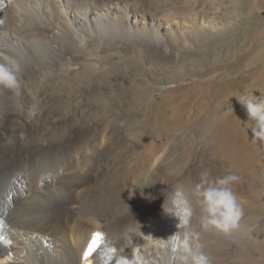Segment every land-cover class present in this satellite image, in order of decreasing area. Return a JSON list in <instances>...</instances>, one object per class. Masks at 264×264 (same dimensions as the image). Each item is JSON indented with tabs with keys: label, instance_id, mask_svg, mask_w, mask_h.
Instances as JSON below:
<instances>
[{
	"label": "bare ground",
	"instance_id": "obj_1",
	"mask_svg": "<svg viewBox=\"0 0 264 264\" xmlns=\"http://www.w3.org/2000/svg\"><path fill=\"white\" fill-rule=\"evenodd\" d=\"M196 3L0 0V61L10 57L18 62L22 80L19 95L0 89V264H119L121 258H136L143 264H221L216 254L227 248L222 249V239L240 245V241H253L251 234L250 239L246 237L245 217L242 230H247L241 231L246 238L241 231L226 237L200 229L191 195L199 179L194 174L196 166L191 164L189 144L204 143L226 170L242 176L249 186L264 185V142L253 139L244 111L234 112L241 94L264 96V45L249 50L248 61L256 66L245 76L258 86L239 95L227 76L243 72L234 74L231 64L241 59L236 52L228 53L231 64L226 66L227 73L221 72L218 56L179 64L181 54L224 42L236 26L230 17L231 6ZM259 37L264 38V28ZM158 55L164 59L159 60ZM169 55H175V60L170 62ZM125 70L136 73H131L134 89L150 83L157 88L146 98L141 92L142 97L136 93L140 99L135 100L138 95L133 94L130 100L133 109H143L141 121L155 126L168 123L169 114L174 119L170 133H149L168 143L164 169L157 175L153 174V163L164 148L154 144L144 147L145 134L124 132L128 126L119 113L113 112V121L107 123L109 108L100 112L97 107L99 113H92L93 118L85 115L87 108L82 109L85 113L79 115L80 120L68 116L69 121L62 122L65 113L60 106L63 98L56 95L59 90H73L84 83L87 87L94 79L102 83V73ZM121 78L114 79L120 87L127 81ZM116 88L112 90H120ZM79 89L70 100L71 110L73 104L85 101L79 96L84 87ZM154 93L155 100L148 105ZM225 93H230L229 101L222 105ZM91 118L99 123L93 124ZM203 120L207 126L191 135L192 124ZM80 129L83 133L76 138L74 131ZM176 132L184 143L178 144ZM129 138L145 150H133ZM128 180L135 183V192L149 183L155 197L148 192L153 204L150 209L144 206L148 212L142 210L145 214L135 225L119 226L122 214H129L139 196H144L133 198L131 189L125 187ZM157 193L162 197L157 198ZM144 201L140 202L146 204ZM97 219L104 223L106 237L98 250L86 257Z\"/></svg>",
	"mask_w": 264,
	"mask_h": 264
},
{
	"label": "rangeland",
	"instance_id": "obj_2",
	"mask_svg": "<svg viewBox=\"0 0 264 264\" xmlns=\"http://www.w3.org/2000/svg\"><path fill=\"white\" fill-rule=\"evenodd\" d=\"M201 1L202 0H200L198 2V1L195 0V3L197 2L196 3L197 5H201V4L205 5L208 2V4H206L205 6H207V5L211 6L215 2V4H217V3L218 4H223V5L228 6V7L231 6L229 8V10H231L230 11V13H231L230 17L233 19V22H234V24H236V26L232 30L231 35H229V37L224 42H219V43H217L216 45L212 46L211 48H209L207 50H197V51H195L193 53H183V54H181L179 56V62H180L179 64L185 63L187 61L194 60V59L195 60H199V59H203L204 60L205 59V60L210 61V60H213V59L217 58V56H218V58L220 60H222V62H221V66H222L221 67V72H223V73L226 72L227 73V67L226 66L229 64V62L231 64V58H230L231 54H228V53L236 52L237 54H239L237 57L238 58L240 57L241 59L239 58L240 60L238 61V63L231 64L233 67H235L234 68V71H235L234 74L236 72H239V71H242V70H243V72H242V74H239L238 76H235V75H231L230 76V75L227 74V76H229L228 77L229 81H232V87H233L234 93L237 92L236 95L237 94L239 95L240 92L244 91L246 88H251V86L252 87L253 86H258V85H256L254 83V81L247 80L245 76L249 75L250 72L252 73V71L254 70V68L256 66V64L254 62L248 61V59L251 58L250 57V51L252 50V48H258V47H262L264 45V38L259 37V33H261L262 29L264 28V0H215V1L214 0L213 1L210 0V2H209V0H204L203 3ZM205 1H207V2H205ZM260 19H263V22H261ZM248 51H249V53H248ZM151 56H153L155 58V55L151 54ZM169 56L170 57L172 56L171 59L168 57L170 62L172 60L174 61L175 58H176L175 55H169ZM158 57L160 58L159 60L164 59L160 55H158ZM234 65H236V66H234ZM237 67H239V68H237ZM236 68H237V70H236ZM110 72L106 71V72L102 73L103 75H101V78H103V79H100V80H103V81H100L102 83H99L98 80L94 79V81H91V82L88 81L87 87H86V84L84 83V84L79 86V88H81V89L76 87L73 90L66 91V89H61V90H59L60 93L57 92L56 95L59 94L57 97L59 98V96H60L59 99L63 98V99H61V101L63 100V102H60L61 104L63 103V106L60 104V106L62 107L61 110H62L63 113H65V116H64L62 122H64V123L66 122L67 123L70 118H76V117H77L76 119L80 120V116H84L83 114L85 112H89V113H85V115L87 114L86 116L92 117V115H93L92 113H95V115L99 113V112H96V111H98L97 107H99L100 112L102 111V109H103V111H105L104 108H106V111H107V108L110 109L109 112H108L109 115H108V117H106L107 123H110L111 121H113L111 119H113L112 116L115 115V113H119L118 115L120 116V119L124 120V125L128 126V127L123 128L124 132L131 133V134H133V132H137V133L139 132L140 134H145V136L143 137L144 138L143 144L145 145L144 147L150 146L151 144H154L156 146L164 148L163 151H160L158 153L159 159L153 163V167L154 168H152V170H155L153 174L155 175V173H156V175H157V174L160 173V171H163V169H164V165H165V161H166L165 160V157H166L165 148H167L168 143H167V139H160L159 138L160 136H149V133H152V132L155 133V134H157V133L158 134L159 133H163V134L170 133L171 130H172L171 126H172V123H173L174 119L171 118V115L169 114V116H168L169 119L167 120L168 123H166L164 125H157L155 123V126H153V123H150L148 121L147 122L141 121V119H143V115H142L143 114V109H142V111L133 109V104L130 103V100L132 101L134 99L135 95L133 96V94H136V93H138V94L140 93V96L143 93V94H145V98H146L147 95H150V93L152 91H155L157 89L155 87V84L154 83H150V84H146L145 86H142V87L138 86V88L140 87L139 89H137V88L134 89L135 86L133 87L132 85H130V82L135 78L132 75L135 72H133V71L131 72V70H129V71L125 70V72H123V73H122V71H117V72L114 73V71H112L115 76L112 74V72H111V74H112L111 75ZM108 74H110V76ZM119 74H121V75L118 77L117 75H119ZM134 75H136V73ZM104 76H106V77H104ZM107 76L111 77V79L108 78ZM121 77L123 79L125 78L124 81L127 80L125 82L126 85H123L122 87H120L116 83V81L114 80V79L117 80V79H119ZM104 79H105V82H104ZM110 80H112V81L110 82ZM245 80H247V81H245ZM95 81H97V83ZM113 81L115 83H113ZM105 84L107 86H106V88L104 90L103 86H105ZM116 84H117L118 87L116 86ZM263 84L264 83H261V85H263ZM97 86L99 87V89L97 88ZM111 86L113 88H111ZM83 87H84V89H83ZM100 87L102 89H100ZM107 87H110L109 89H111V90L117 87V88H120V90H118L116 88L117 90H112L111 91V90H108ZM50 89H51V87L49 88V90L47 89L49 93L52 91V90L50 91ZM78 89L80 91L83 89L81 91V93L83 92V94H79V96L81 95L80 96L81 98L78 97V96H76V98L78 97L80 99H84L85 101L83 103H81L80 105L73 104L74 106H73V108L71 110L70 109L71 108L70 107L71 104H69V103H70L71 99H74L75 93H76V91H78ZM85 89H87V90H85ZM88 89H89V93L90 94L88 93ZM138 90H141V91H138ZM63 91H65V92H63ZM108 93H109V95H108ZM85 94L88 95V97ZM101 94H102V97H101ZM138 94H136V96ZM47 95H49V94H47ZM62 95H64V96H62ZM117 95H118L119 98L117 97ZM229 96H230V93H227V94L225 93V94L222 95V97H221L222 105H224L225 103L227 104V101H229V99H228ZM137 97L138 98L135 97V100L136 99H140L142 96L139 97V95H138ZM100 98H101V100H100ZM156 98L160 99L161 98V94L157 93L156 94ZM226 99H228V100H226ZM64 100H65V102H64ZM90 100H92V101H90ZM93 100H95V101H93ZM103 100H105L106 102L105 101L103 102ZM154 100H155V93H154V96L152 97V99L151 98L148 99V103L147 104L150 105L152 103V101H154ZM66 101H67V103H66ZM107 101L111 102L113 104V107H110L109 105H106V103H108ZM235 103H237V104H234V110H235L234 112L242 111V108H241L240 104L238 102H235ZM95 104H98V105H95ZM87 108H89V111L86 110ZM113 108H114V110H113ZM63 109H66V110H64L65 112L63 111ZM82 109H84V111L85 110L86 111L85 112L83 111V113H82L81 112ZM115 109H117V110H115ZM71 111H72V114L69 113ZM79 112H81V113H79ZM113 112H115V113L113 114ZM136 113H138L139 115L136 114ZM136 115H138V116H136ZM92 118H91L90 121L93 122V124L94 123H99L97 120L96 121L95 120L92 121ZM139 121H141V122H139ZM207 124L208 123L206 121H204V120L201 121V122H195L194 124H192L193 128L190 129L191 135L194 134V132H200L202 130V127L203 126H207ZM111 126H113V123L111 124ZM136 127H137V129H136ZM138 127H139V129H138ZM134 128L136 129V131H135ZM140 129H142L143 132H142V130L140 131ZM77 131H79V129ZM82 133H83V131L81 129H80V132L74 131V134H75L76 138H79L82 135ZM177 134H179V133L178 132L174 133L175 136ZM176 137H177V139L180 138V139L176 140L177 142H179L178 144L184 143L183 142L184 138H181V137H178V136H176ZM176 137H175V139H176ZM129 139H131V138H129ZM131 141H132L131 142L132 143L131 148H133V150H139L140 146L138 145V143L136 141L132 140V139H131ZM177 142L174 143V145L171 146V148L175 147V145H177ZM180 142H182V143H180ZM189 145H190L191 164L196 166L195 170H194V174H195V177L197 176L196 178H198L199 181L201 179L202 174L205 173V172L209 173L210 177H212V178L220 177V176L226 175L228 173H231L228 170H226L224 167H222V163H220L219 161L213 159V156L210 154L209 148L204 143L202 144V143H199V142L198 143L191 142V144H189ZM141 147H142V145H141ZM140 150H145V148L140 149ZM239 177H240L239 182L236 185H234V191H235V193L237 195L239 203L241 204V206H242V208L244 210V217H245L246 220L243 217L242 221L245 220V222H247V223H245V225L247 226V229H249V230L244 229L242 231L246 232V230H247V232H246L247 236L246 237L248 239H250L252 237L253 241L247 240V239L246 240L248 241V243H246V241H240L241 245H243L242 248H241L240 247L241 245H240L239 242H237L239 244H237L236 242H234V243L230 242L229 243L228 239H225V240L222 239V242H220V245L222 246L221 243H223L224 245H223L222 249L226 246L227 248L226 247L225 248L227 250L223 249L222 251H220L221 249L219 250V248H221V246L219 245L220 247H218L217 250H218V252L220 251L219 252L220 255L216 254V256H218L217 260L220 257L219 262L221 264H264V185L263 186L262 185H254V186H256L254 188V186H252L251 184L249 186L247 181H245V179H243L242 176H239ZM128 181H126V183H128V184L125 183V187H127V189H129V190L131 189V191H132L131 193H133L135 195V196H133V198L136 197L139 194L140 195H144V196L143 197L139 196V198L142 199V200H140L138 198L139 199V201H138L139 204L137 203L134 206H132L130 208V210L128 211L129 214H127V213L122 214V217H124L125 215H128L130 218H128V216L127 217L125 216L124 218L120 217L119 220H118V221H120V224H118V222L116 221L117 225H119V226L127 225V223L130 224L131 222L135 225V223H137L140 215L145 214L144 213L145 210H146V212H148L147 210L150 209L149 207L152 206L153 203H151V201H150L152 199L151 195H153L152 197H155L154 196L155 195V191H151V187H150V190H149V187H148V185H150L149 183L146 184V187L140 186V187H142V189L140 191H139V189H137L138 192L142 193L141 194V193L135 192L136 191V189H135L136 187H134V186H136L135 183H133V181H129V182ZM132 185H134V186H132ZM144 188L145 189L148 188L149 191L148 190L145 191ZM146 192H147L148 196H149L148 192L152 193L149 196V198H148V196L146 194H144ZM128 193H130V192H128ZM133 194H130V196L133 195ZM156 196H157V198L158 197H162L161 193H157ZM144 197L148 198L147 200H145V201L148 202V204H147V202H146V204L140 202V201H144L143 200ZM140 205L143 206V207H141ZM139 206H140V208H138ZM144 206L147 207L148 209H145ZM140 211H141V213L142 212L143 213L140 214ZM138 212H139V214H138ZM132 216L136 220L133 219ZM123 220H126V221H123ZM247 220H249V221H247ZM103 224L104 223L102 222V225ZM94 225H95L94 226V231L95 232L93 231V233H92L93 234V239H94V234H96V233H99V234L101 233V237L104 234V237H102L101 240L99 242H97L94 247H92V244L90 245V247L84 253V255H86V257L91 254V252H89V249L91 248V251L93 250V253H95L98 250V248L100 247V244L104 241V239L106 237V234H105L104 228H103L104 225L103 226L101 225V220H99V219L95 220L94 221ZM101 228H102V230H101ZM99 230L102 231V232H100ZM242 231L240 233H241L242 236L244 235L243 237H245L246 233L242 234L243 233ZM250 234H251V237H250ZM223 240L225 242H223ZM242 242H243V244H242ZM231 243H232V245H230ZM250 243H251V245L249 246ZM231 246H233V247H231ZM234 246L237 247V248L238 247H240V248L237 249V248H234ZM229 248H230V250H229ZM242 252H243V254H242Z\"/></svg>",
	"mask_w": 264,
	"mask_h": 264
},
{
	"label": "clouds",
	"instance_id": "obj_3",
	"mask_svg": "<svg viewBox=\"0 0 264 264\" xmlns=\"http://www.w3.org/2000/svg\"><path fill=\"white\" fill-rule=\"evenodd\" d=\"M20 73L19 63L10 57H4L3 61H0V89L19 95L22 88ZM237 100L247 117L253 139L264 142V96L245 92L238 96ZM239 179L240 177L234 173L212 178L205 172L199 183L195 184L191 195L195 200L199 226L203 232L227 237L242 230L244 210L234 191V185ZM191 214L192 210L189 208V218ZM119 264H143V262L136 258L131 260L121 258Z\"/></svg>",
	"mask_w": 264,
	"mask_h": 264
},
{
	"label": "snow or ice",
	"instance_id": "obj_4",
	"mask_svg": "<svg viewBox=\"0 0 264 264\" xmlns=\"http://www.w3.org/2000/svg\"><path fill=\"white\" fill-rule=\"evenodd\" d=\"M101 234L99 233H96L94 234V239H93V242H92V247H94L96 245L97 242H99L101 240ZM89 252H91V248L89 249Z\"/></svg>",
	"mask_w": 264,
	"mask_h": 264
}]
</instances>
